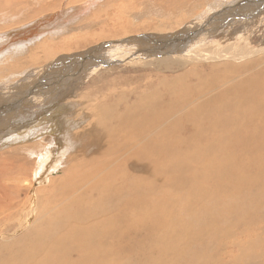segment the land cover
Instances as JSON below:
<instances>
[{
	"label": "bare ground",
	"instance_id": "6f19581e",
	"mask_svg": "<svg viewBox=\"0 0 264 264\" xmlns=\"http://www.w3.org/2000/svg\"><path fill=\"white\" fill-rule=\"evenodd\" d=\"M55 1L0 0V60L16 50L30 53L32 60L46 38L60 36L45 27L62 18L66 8L56 18L26 23L22 29V19H16L57 10L62 0L58 5ZM80 1L86 2L81 8H69L73 14L103 0L67 4ZM241 2L228 6L225 14L202 16L209 23L195 20L169 36L149 32L106 41L81 51L70 64L65 58L53 67L17 69L9 85L0 79L3 116H28L27 111L35 110L33 118L52 110L51 119L61 115L64 120L60 128L54 120L52 135L19 151L37 153L42 141L53 146L58 140L59 147H66L62 173L37 189L44 202L40 208H29L25 219L16 218L24 200H15L6 184L2 187L0 264H261L259 251L255 254L250 242L241 238L257 230L264 234V10L258 9L264 0ZM109 3L105 12L115 5ZM109 16L114 27L104 36L132 28L115 21V14ZM216 36L220 39L214 40ZM90 38L80 37L82 42ZM58 46L73 47L66 41ZM127 57H133L126 60L130 64L156 62L177 74L140 88L128 87L133 82L127 78L126 92L116 98L115 84L102 100L95 99V90L79 91L78 104L92 121L73 137L66 123L73 104L62 103L70 87L84 88L96 72ZM196 60L212 65L199 71ZM61 68L67 74L60 75ZM62 86L65 90H58ZM7 103L12 104L4 111L1 107ZM59 104L62 107L53 110ZM69 137L79 145L69 149ZM4 159L12 157L2 153L0 161ZM37 163V177L52 166L45 157ZM7 164L18 175L8 183L12 190L22 184L31 166L36 168L29 154ZM34 201L35 194L27 198L31 205ZM235 232L237 238L230 241ZM230 246L236 253L227 249Z\"/></svg>",
	"mask_w": 264,
	"mask_h": 264
},
{
	"label": "rangeland",
	"instance_id": "374dc122",
	"mask_svg": "<svg viewBox=\"0 0 264 264\" xmlns=\"http://www.w3.org/2000/svg\"><path fill=\"white\" fill-rule=\"evenodd\" d=\"M68 1L69 0H62L61 3L60 0H57L55 1L57 5L61 3L59 9L56 10L57 7H53L49 11L37 13V16L33 18H28L26 20H23V17L16 18L17 20L22 19L21 21L22 25L26 23H27L26 25L28 24L33 25L37 21L42 19L43 21L49 20L51 16L53 18L55 16L58 17V15H60L61 12H63L62 11L63 9L64 10L65 8L67 9L63 14L62 18L59 17L56 21L49 23L45 27L47 31H56L62 37L58 36L59 37L58 38L55 35L52 38H46L47 41L46 43H44L45 45L44 48L39 51H37L38 49L33 51L34 53L32 54V60L28 58L30 53L22 52V50H16L14 52L12 51L11 54L9 53L7 56L5 55L2 56L0 60V79L1 81L3 80L5 81L2 83L3 85H9L10 83H12L11 82L12 77L10 75L14 73H18L17 69L23 71L26 70L27 68L34 66H36L37 68L38 67L41 68L43 66L48 67V65H51L53 67L55 64L52 63H56V61H58L59 59H65V58L67 60L68 59L70 60V62H68V64H70L71 62L78 60V57L81 55V51L88 50L91 47H96L98 44L100 43L103 44L106 41L114 42L119 39L131 37V36H140L149 32H154V33L162 32L163 34H168L169 36L170 34H173L174 32L178 31L179 29L184 28L185 26L193 23L195 20L209 23V20L211 19L212 16L218 14H225L226 8L228 6H231L234 3L241 1L246 2L247 0H214V1L213 0L211 1L210 0L209 1L208 0H174L175 2L170 5H167L165 3L166 0H143V3L141 4H139L138 2L139 0H138L131 5L128 3L123 6L119 5L120 4L119 1L126 2V0H103L101 3H97L90 8H87L86 6L82 11L79 12V14L77 13L73 14L69 8H73V7L81 8V5L85 4L86 2L84 3H81V1L76 2L73 6H70L71 5L70 3L67 4ZM108 1L110 2L109 5L110 4H115V5L110 7V9L107 12H105L104 9L105 7H107ZM242 3L243 2H241L240 5H243ZM155 4L159 5V7H157ZM150 5H152V7L153 5L157 7L155 11L151 10L150 13L148 11L149 14L143 13V11L146 8L148 7L152 8ZM258 9L264 10V4L258 6ZM257 13H261V11ZM111 14H115L114 16L115 21H117L118 23H122V22L130 23L132 25V28L129 31H125L124 34H119L115 36H104V33H106L107 30L112 29L114 27L111 25L110 22L111 19L109 18L110 17L109 15ZM202 16H210V19L206 20L202 18ZM24 27L26 26L23 25L20 27V29ZM61 29L64 30L61 31ZM258 33H260V31L255 32V35H257ZM94 34H100L102 35V37L96 38ZM85 36H92V39L90 38V40L88 39V41L82 42L80 37H85ZM213 39L219 40L220 36H216ZM65 41L67 47L70 46L73 47L64 50L57 49V48H61L58 45ZM22 57L27 59H21L20 61L19 59ZM132 58L133 57H127L126 59H124V61H119L116 65H114L111 68H106V69L102 68L100 73L98 71L94 75H92V77L89 78V81L91 82L85 85L84 88H81V86L76 88L74 85L70 87V93L67 94L68 95L67 98L62 100V103L64 104V102L67 101L73 104V107L70 110L71 115L66 119L67 120L66 123H68V129L72 128L70 132L73 135V137L77 135L76 131L80 127L85 126L88 122L92 121L89 115H86V112L82 110V106L78 104L79 91H83V92L87 91L86 93H88V91L92 92V90H95L93 93L96 95L95 99L102 100L104 96H109V93L114 90L111 89L110 87H112L115 84V88L119 87V91L115 90V93L113 94V96H115L116 98L118 95L124 94L126 92L124 88H126V85H128L127 78H129L130 81L133 82V85H129L128 87L132 86L134 88L135 87L140 88L142 87L143 83L151 84L154 83L158 78H165V77L172 78L173 74H177V71L174 72L169 69L167 70L161 68L160 66H157L156 62L152 64L150 63L149 65L145 66L140 64H130L126 61ZM196 61H197L196 62L197 69L199 71L208 70L210 65H212L211 61L208 62L201 60H196ZM65 65L67 64H63V66ZM55 68L57 67H54V70ZM64 69L66 68L64 67ZM64 69L61 68L58 69L57 71L59 72ZM30 70L33 71L34 68H30ZM50 71H52V69ZM64 72H66V70L59 72V74L60 75L67 74ZM36 74H38V72H36L35 75ZM54 75H56V72L54 73ZM77 78L78 79L81 78V72H78ZM54 79L56 80L57 78ZM123 80L126 81L121 83V81ZM31 83L34 84L33 81H31ZM51 84L56 85L57 82H53ZM61 89L65 90V87L62 86L58 90L61 91ZM24 90L30 91L32 90V88L30 89L27 88ZM24 90L20 92L24 93L25 92ZM30 95L31 94H27L28 97ZM11 99L12 98H6V100H11ZM11 104L12 103L4 104L3 106L4 108L3 107L1 108L3 110L5 109L4 111H7V109L9 108L8 105ZM61 107L62 106L59 104L53 110H57L58 108ZM50 112L52 113V110ZM50 112H43L41 115L33 118H30V116H33L35 114V110H32L30 112L27 111L26 114L28 116L26 115L18 116L16 114L3 116L2 114L4 112L0 114V125L3 126L2 130L6 128L3 131H0V155L2 153H5L6 155H10L12 157V159H4L0 161V170H3L0 172V196H4L5 193L2 190V187L5 186L4 184H6L7 186L5 187L11 190L10 191L11 196L16 198L15 200L17 199L24 200V204L20 205L21 211L19 212L20 214L18 213L19 217H16L17 219L19 218H21V220L25 219L24 215L28 213L29 208L32 209L34 205L35 208L37 207L40 208L42 206L44 202V199H42L43 195L40 196L38 193H36L37 189L46 186L49 177L59 175L62 173L63 170L62 161L65 158L64 156L66 155L65 152L66 147L65 145L64 147L63 146L59 147L57 143L58 140H54L53 146L49 145V141H42L40 145L41 151L37 153H33V152L25 153L19 151L20 147L24 148L22 146H25L26 144L40 141L45 137L52 135L51 134L53 132L52 129L54 128L52 127V124L54 123V120H58L59 125L57 126H59L60 128V124L62 123V121H64L62 119V116L57 115V117L53 120L49 117V115L53 116V114L51 115ZM69 140H70L68 146L69 149L71 148L73 149L74 147L79 145V142H74L70 137ZM28 154L30 155V161H34L35 163L33 164V169L34 166L38 164L37 159L39 161H42L44 157L45 160L48 161V163L50 162L52 163V166L51 164H49L48 169L42 170V172H40L41 175H38V177L36 175L37 165L35 166L36 167L35 170H32V166H31L28 175L24 176L22 180L23 181L22 184L19 183L20 186L18 187L17 190L15 189L12 190L13 186L8 185V183L10 179L18 178V175L14 174L16 170L15 169L13 170L12 166L10 168L7 167L8 165H10L7 163L13 162L14 159L20 160L23 157H27ZM41 156H42V160L40 159ZM14 163H20V162L16 161ZM24 186H27V188ZM33 194H35V201L33 205H31L29 202L27 203V198L31 197V195ZM13 221L15 220L13 219ZM9 224L10 222L8 221L5 225L9 226ZM21 230L22 228H19L18 231L21 232ZM257 232H252L250 233V235L248 236L246 235L243 238H241V240L244 241L243 239H245L246 241H249L250 244L254 247L255 254L256 251L257 252L259 251L258 253L261 255L259 256L260 263L264 264V258H263L264 243L261 240L262 238H264V234L258 230ZM234 234L229 238L230 241L235 240L239 232H235ZM258 237L259 239H257ZM227 249L230 252L236 253V250L233 249V247L231 246L227 247Z\"/></svg>",
	"mask_w": 264,
	"mask_h": 264
}]
</instances>
